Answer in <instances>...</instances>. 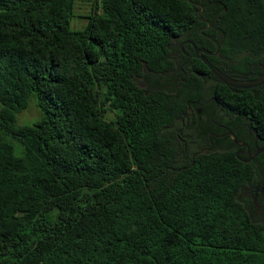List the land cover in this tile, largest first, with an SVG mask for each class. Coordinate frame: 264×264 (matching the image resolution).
Returning a JSON list of instances; mask_svg holds the SVG:
<instances>
[{
    "label": "trees",
    "instance_id": "obj_1",
    "mask_svg": "<svg viewBox=\"0 0 264 264\" xmlns=\"http://www.w3.org/2000/svg\"><path fill=\"white\" fill-rule=\"evenodd\" d=\"M191 1L94 0L72 29L76 0H0V264H264V219L240 199L260 169L198 152L206 136L183 117L212 96L264 140V95L200 60L172 90L141 86L174 67L199 4L220 54L261 56L264 0ZM32 99L39 118L18 124Z\"/></svg>",
    "mask_w": 264,
    "mask_h": 264
},
{
    "label": "flooded vegetation",
    "instance_id": "obj_2",
    "mask_svg": "<svg viewBox=\"0 0 264 264\" xmlns=\"http://www.w3.org/2000/svg\"><path fill=\"white\" fill-rule=\"evenodd\" d=\"M199 5L197 15L200 24L196 29L172 40L170 55L175 63L174 67L166 72L149 73L142 87L150 91L176 88L185 80L187 74L191 73L194 63L198 60L203 63L200 56L207 58L211 64L234 79L254 80L264 74V50L261 51L260 57L247 52H239L234 58L220 54L221 31L206 15H201L204 7ZM208 15L214 18L213 13L209 12ZM197 49L206 52H197ZM198 75L204 78L211 76L210 73L204 72H199ZM246 90H250L254 97H260L264 95V83L252 88H231L234 93ZM212 98L211 96L205 101L189 104L183 115L195 129L193 136H206L205 144L200 145L198 152L230 148L234 149L240 159L255 162L262 175L255 184L244 187L240 199L246 203L252 219H264V150H261L264 140L250 125L249 114L232 107L230 110H224ZM251 116H255V112ZM232 144L234 145L231 147Z\"/></svg>",
    "mask_w": 264,
    "mask_h": 264
},
{
    "label": "rangeland",
    "instance_id": "obj_3",
    "mask_svg": "<svg viewBox=\"0 0 264 264\" xmlns=\"http://www.w3.org/2000/svg\"><path fill=\"white\" fill-rule=\"evenodd\" d=\"M94 0H76L75 5V17L71 20V28L72 29H82L88 19L87 15H90V10L92 7V3ZM40 116L39 109L35 106L34 100H30L28 107L20 112L17 115V123L20 125H28L34 123ZM113 114H106V119L112 118ZM7 140L10 141L13 145V152L16 156L22 154V145L21 143L11 134H7Z\"/></svg>",
    "mask_w": 264,
    "mask_h": 264
},
{
    "label": "water",
    "instance_id": "obj_4",
    "mask_svg": "<svg viewBox=\"0 0 264 264\" xmlns=\"http://www.w3.org/2000/svg\"><path fill=\"white\" fill-rule=\"evenodd\" d=\"M193 4H196L195 2H192L191 0H188ZM203 51L200 49H197V52ZM206 52V51H203ZM203 63L209 68L210 72L216 76V78L224 83L225 85L231 87V88H252V87H257L260 86L264 83V74L260 76L257 79L254 80H240V79H234L221 70H219L217 67H215L211 62L205 58L204 56H200ZM232 134V133H231ZM233 135V134H232ZM234 137V135H233ZM234 140L236 141L235 137ZM261 150H264V147L261 148Z\"/></svg>",
    "mask_w": 264,
    "mask_h": 264
}]
</instances>
